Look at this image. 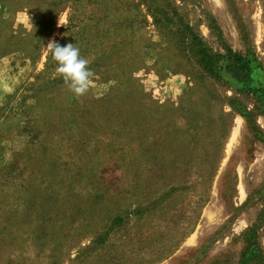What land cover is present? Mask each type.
<instances>
[{
    "label": "rangeland",
    "instance_id": "rangeland-1",
    "mask_svg": "<svg viewBox=\"0 0 264 264\" xmlns=\"http://www.w3.org/2000/svg\"><path fill=\"white\" fill-rule=\"evenodd\" d=\"M169 3L250 80L201 75ZM3 56L0 264H264V0H0Z\"/></svg>",
    "mask_w": 264,
    "mask_h": 264
},
{
    "label": "trees",
    "instance_id": "trees-1",
    "mask_svg": "<svg viewBox=\"0 0 264 264\" xmlns=\"http://www.w3.org/2000/svg\"><path fill=\"white\" fill-rule=\"evenodd\" d=\"M167 5L160 6L163 9L166 8V12L163 14V17L159 19V21L163 22L164 27L166 26V22H171L170 20H172V18H175L176 21H178L181 39H178L176 41L177 43H174L177 48L187 45L193 56L194 62L199 67V73L201 75L215 80L220 79L226 74H229L233 75L238 82H246L250 80L251 74L253 72V66L251 65V61L247 56L243 55L242 52L238 50H232L231 48H228L226 52L221 55L213 53L204 44L199 32L195 31L191 25H189V23L183 22L180 17H177L174 8L172 10L170 9V3ZM52 24L53 20L51 18L41 17L37 26L40 31H47L48 28L52 26ZM220 57L224 60L220 61ZM125 76L128 80L132 78L131 73H126ZM4 168H2V170ZM0 176H3V174ZM255 252H257L256 249ZM257 256L258 255H256V257Z\"/></svg>",
    "mask_w": 264,
    "mask_h": 264
},
{
    "label": "clouds",
    "instance_id": "clouds-1",
    "mask_svg": "<svg viewBox=\"0 0 264 264\" xmlns=\"http://www.w3.org/2000/svg\"><path fill=\"white\" fill-rule=\"evenodd\" d=\"M46 51L56 62V71L61 74L70 91L76 96L85 94L92 73L86 67L89 61L81 56L79 48L73 43L61 45L55 40H49Z\"/></svg>",
    "mask_w": 264,
    "mask_h": 264
},
{
    "label": "crops",
    "instance_id": "crops-1",
    "mask_svg": "<svg viewBox=\"0 0 264 264\" xmlns=\"http://www.w3.org/2000/svg\"><path fill=\"white\" fill-rule=\"evenodd\" d=\"M12 60L8 56L0 57V62H3L4 64H8V67L6 68L7 73L9 74L10 71L15 69V65ZM10 76V75H9ZM16 87V79L14 80L10 77H3L0 79V105L3 104L4 98L7 94H10L14 92L13 90Z\"/></svg>",
    "mask_w": 264,
    "mask_h": 264
}]
</instances>
